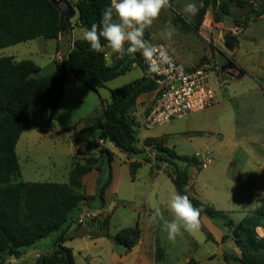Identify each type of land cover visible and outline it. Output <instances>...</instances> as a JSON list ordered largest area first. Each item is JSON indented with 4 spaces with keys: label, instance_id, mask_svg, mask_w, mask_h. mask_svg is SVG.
<instances>
[{
    "label": "trees",
    "instance_id": "trees-1",
    "mask_svg": "<svg viewBox=\"0 0 264 264\" xmlns=\"http://www.w3.org/2000/svg\"><path fill=\"white\" fill-rule=\"evenodd\" d=\"M63 0H0V50L36 39L58 40L69 33L73 25L60 9ZM216 2L217 0H212ZM244 8L256 0H231ZM263 1V0H260ZM110 6V0H78L79 22L85 29L93 23L100 25L102 13ZM204 14V10L199 16ZM115 19V16H114ZM199 21V19H198ZM192 24V23H191ZM195 24L186 26L188 29ZM102 50L93 51L84 39L74 41L71 51L61 62H55L57 73L40 76V67L32 60L16 61L12 56H0V264L10 258H22L28 249L56 232L61 236L55 246L61 250L44 254L35 264H76L72 250L62 246L64 235L74 222L84 202L102 207L107 189L113 182L115 154L100 142L111 143L130 158L139 154L135 133L136 119L132 116L138 98L156 90L142 60V51L116 57L109 65L106 59L107 41L101 38ZM128 47V46H127ZM138 64L144 77L120 87L110 89L111 102L101 101L102 116L97 122L84 125L78 139L79 150L87 157L74 158L69 173V183H32L21 180L22 172L17 156V144L21 135L33 129L44 113H49L53 123L71 81L88 87L100 96L99 88L124 75L130 65ZM161 140L147 138L146 146H156ZM159 160L175 167L173 179L179 194L187 195L193 205L201 209L200 220L208 217L221 228H227L240 252L242 264H264V198L262 205L239 222L224 212L203 203L189 194L188 167L199 165L197 158L179 156L173 150L156 146ZM95 150V152H94ZM161 151V152H160ZM181 164L186 166L180 167ZM139 164L131 165L135 174ZM98 172L97 191L94 196L85 193L83 178ZM185 188L187 191L185 192ZM107 228L109 222L106 223ZM106 236L117 246L131 251L141 239V229L133 228ZM157 260L161 258L156 252ZM186 264H199L190 257Z\"/></svg>",
    "mask_w": 264,
    "mask_h": 264
},
{
    "label": "rangeland",
    "instance_id": "rangeland-1",
    "mask_svg": "<svg viewBox=\"0 0 264 264\" xmlns=\"http://www.w3.org/2000/svg\"><path fill=\"white\" fill-rule=\"evenodd\" d=\"M77 3L78 0H63L60 3L61 11L70 18L73 28L69 33L62 36L58 44L56 40L39 38L29 43H21L1 49L0 55H12L14 51L20 50L21 54L17 57L19 61L28 59L35 62L40 67V76L56 74L55 62L63 60V57L73 48L74 41L83 39L85 28L79 22ZM187 3H195L199 9L198 13L191 18V22L187 21L182 13ZM202 10H204V14L199 16ZM207 15L213 23V28L210 31L201 28ZM262 15L263 17L259 18ZM191 23L195 25L188 29L186 26L192 25ZM166 26L175 28V34L170 40L160 36V32ZM227 36L234 39L233 47L228 45ZM144 39L150 43H165L177 61L187 69L210 63L218 68L216 76L219 79L241 76L245 71L248 74H255L263 69L264 72V61H262L264 60V2L256 0L249 2L244 8H240L231 0H217L216 2L212 0H171V6L162 10L159 18L145 30ZM127 46L126 44L125 48ZM143 77L144 73L141 67L134 63L130 65L124 75L106 83L105 87L99 88L100 96L73 79L68 88L67 99L60 108L58 118L50 123L48 114L41 115L37 125L39 130L34 133L35 137L41 136L47 124H54L55 128H51L48 137L50 138V145L46 144L47 147L41 149L42 142L37 145L38 147H29L25 139L22 138L19 141L16 152L23 174L21 180L34 183L58 181L56 177L60 175V172L59 169L55 170L53 166H62L70 162L69 148L73 146L74 139L77 138L85 124L90 125L100 119L101 101H110V89ZM232 104L235 114L237 112L236 105L241 106L237 118L239 117L242 123L246 121L249 110H244L249 105L248 98H237ZM259 108L260 113L258 114L264 116V99ZM188 119L189 117L176 119L156 129H144L143 131L146 135H166L169 138L168 145L170 147H177V151L189 155L196 151V147L195 145L192 146L185 136ZM139 124L140 122H135L137 148L140 153L132 155L130 158L134 159L137 156L142 158V161L151 162L152 155L158 158L156 146L164 147V142L159 141L156 146L144 145V141L141 142V138L138 136L137 126ZM63 129L66 131H62ZM76 147L75 158L81 160L78 143H76ZM85 154L88 156L86 152ZM34 157L38 163L34 162ZM126 157L124 153L116 151L114 161L117 173L116 185L114 191L110 193V201L105 208L106 211L111 208L109 226L111 235L116 234L121 229L135 227L136 223L139 222L138 216L144 220L148 210L153 213L155 209H161L160 204L164 201V199L157 197L156 193L151 194L149 190V186L154 183L155 168L150 163H144L134 174ZM160 176L162 181L158 185H164L167 187L166 189L175 190L168 175ZM165 195L167 196L166 200L171 199L168 190ZM86 205L90 206L89 201L86 202ZM95 208L98 209L99 207L96 205ZM106 217L104 216L102 219L106 220ZM164 217L166 216L163 214ZM154 225L156 227L155 236L159 240L165 241L167 247V256L164 262L157 261L155 264H186V259L190 256L194 257L199 264H242L239 260L240 252L231 248L227 242L228 238L231 237L227 228H225L227 237L224 238V241L216 244L213 241H208L201 229L194 233L182 230L181 235L183 237L178 235L173 242L168 239L167 232L164 233L162 220H158ZM160 227H163L162 233L159 230ZM93 228L96 229L97 226ZM257 232H259V228ZM60 234V232H56L52 236L42 239L34 246L36 248L28 249L22 258H10L5 264H35L40 255H51L55 249L60 247L55 246ZM191 235L195 239H191ZM81 242H83L82 239H78L74 244L81 248ZM111 245L117 250L123 249L113 242ZM75 252V258L79 264L90 263L91 256L86 250L75 249ZM103 256L110 258L111 252L108 248H104ZM117 260L118 257L113 256L109 264H122L117 263ZM96 263L101 264L102 261L93 264Z\"/></svg>",
    "mask_w": 264,
    "mask_h": 264
},
{
    "label": "crops",
    "instance_id": "crops-1",
    "mask_svg": "<svg viewBox=\"0 0 264 264\" xmlns=\"http://www.w3.org/2000/svg\"><path fill=\"white\" fill-rule=\"evenodd\" d=\"M261 17H263V15L259 18ZM61 39L62 36L56 40L57 44ZM238 45L235 47V50ZM20 54V50H17L14 51L12 55L8 56L14 57L18 62L24 61H19L17 58ZM117 56L118 54L113 53L111 49H109L106 55L108 64H114ZM109 59H111V61H109ZM215 86V103L211 107L189 116L185 136L188 139L187 141H189L192 146L195 145L196 147V151L192 154L187 155L183 152L181 153L177 151V147H170L168 145L169 138L166 135H146L143 131L144 129L140 127L137 128V131L139 133L138 136L141 138V142L145 141L147 138L158 139L164 142L165 148L173 150L179 156L197 158L199 165L188 167L190 177V196L199 199L218 211L224 212L232 218L234 223L237 224L248 212L260 207L264 198V116L258 114L260 113V103L264 99V72L263 69L255 74H248L245 71L241 76H233L230 79L220 78L219 83ZM67 93L57 111L56 118H58L60 108L67 99ZM240 97L248 98L249 104L244 110H249V116L243 123L240 121L239 117L237 118L241 106L236 105L237 112L235 114L232 104L233 101ZM154 98L155 91L142 94L138 98L132 113L136 122H141L143 120L153 104ZM110 102L111 99L110 101L105 100V103ZM46 114L49 115L48 112ZM100 116H102V109L99 114V117ZM37 125L33 129L24 132L19 141L22 138L25 139V142L29 147H38L37 145H40L42 142L41 149H44L50 141V138H48L50 130L51 128H55V126L54 124H47L46 127H44L41 136L35 137L34 133L39 130ZM62 131H66V129H63ZM79 137L80 132L77 138L74 139L73 146L69 148L70 162L62 166H53L55 170L59 169L60 175L56 177L58 178V181L45 183H69V173L75 158L77 150L76 143L78 142ZM100 145L109 148L114 152L116 157V151L119 150L116 149L113 144L109 142L105 144L100 142ZM80 151L81 154L79 155V158L83 159L87 157L85 150ZM204 152H210L214 159L213 164L206 170L201 169V163L199 161L200 154ZM34 158V162L38 163L36 157ZM126 159L130 163V167L133 163L139 164L136 171L144 163H150L155 168L154 183L149 186V190L151 194L156 193L157 197L164 199L160 204V211L162 215L164 214L166 216L164 217V220L171 221L173 216L168 208L170 200H166L167 196L165 194L167 190L170 196L174 193H178L173 181L175 177V167L169 162L159 160L158 158L156 161L151 162L142 161V158L137 156L134 159L128 158L127 156ZM185 166V164L180 163V167L184 168ZM160 175H168L175 190L166 189L167 187L164 185H158L159 182L162 181ZM97 178L98 172L96 170L84 176L83 184L85 186V193L88 196H94L96 194ZM116 178V166L115 162H113V182L106 191L105 204L98 209H91V207L84 202L79 213L75 214L72 226L65 233L62 246L71 249L74 258L76 256L75 249L86 250L89 253V256H91L89 264H93L97 261H102L101 264H109L112 261L113 256L118 257L117 263L120 262L122 264H155L157 261L164 262V259L167 256V247L165 241H161L155 236L156 227L150 222V216L152 215L151 210H148L144 220L141 216H138L139 222H137L136 225L138 224L141 229V239L131 251H127L124 247L121 250H117V248L111 245L112 240L106 236V233L110 236H114L119 231L123 230L121 229L116 234L111 235L109 227H106L107 222H109L108 226H110L111 208H108L107 211L105 208L110 201V193L114 191L113 189L116 185ZM95 206L96 205H93V207ZM97 216L98 218H96ZM104 216H107L106 220L102 219ZM200 221V229L205 233L208 241H213L214 243L219 244L220 241H224V238L227 237L228 234L225 232V229L215 224L208 217L204 216ZM95 226H97L96 229L93 228ZM163 227L159 228L161 233ZM60 236L61 234L59 237ZM180 236L183 237V235ZM78 239H82L83 241L81 242V248L74 244ZM191 239H195L194 236L191 235ZM227 242L231 248L238 251L232 237L228 238ZM104 248L110 250V258L108 256H103ZM157 251L161 258L160 260H157ZM92 257H94V259H92ZM190 257L186 259L187 262ZM75 261L76 264H79L76 258Z\"/></svg>",
    "mask_w": 264,
    "mask_h": 264
},
{
    "label": "clouds",
    "instance_id": "clouds-1",
    "mask_svg": "<svg viewBox=\"0 0 264 264\" xmlns=\"http://www.w3.org/2000/svg\"><path fill=\"white\" fill-rule=\"evenodd\" d=\"M171 6V0H110L102 13L100 25L93 23L90 29L83 31V39L90 44L93 51H101V38L107 41L108 48L122 58L125 53L133 54L137 51L145 53L151 51L153 45L144 39L147 28L159 18L161 11ZM202 6V5H201ZM195 3H187L182 10L187 21L198 13ZM115 16V19H114ZM175 28L166 26L160 36L172 39ZM128 45L125 48V45ZM187 188H185V192ZM173 219L164 220L159 208L150 216V222L156 224L158 220L164 222V230L168 239L175 241L182 230L189 233L198 231L201 227V209L195 207L187 195L174 193L168 204Z\"/></svg>",
    "mask_w": 264,
    "mask_h": 264
},
{
    "label": "built area",
    "instance_id": "built-area-1",
    "mask_svg": "<svg viewBox=\"0 0 264 264\" xmlns=\"http://www.w3.org/2000/svg\"><path fill=\"white\" fill-rule=\"evenodd\" d=\"M201 28L205 31L213 28L208 15ZM150 44L153 47L147 53L142 51V60L157 88L153 104L137 128L153 130L173 120L188 118L215 103V85L220 80L216 76L217 67L205 63L187 69L177 61L165 43ZM151 159L157 160L153 155ZM199 161L201 169L206 170L213 164L214 159L210 152H204L200 154ZM258 236L264 237L262 228H259Z\"/></svg>",
    "mask_w": 264,
    "mask_h": 264
},
{
    "label": "water",
    "instance_id": "water-1",
    "mask_svg": "<svg viewBox=\"0 0 264 264\" xmlns=\"http://www.w3.org/2000/svg\"><path fill=\"white\" fill-rule=\"evenodd\" d=\"M227 42H228V45H230V46H234V44H235V42H234V39L232 38V37H230V36H227ZM157 152H159V150H157ZM161 152V151H160ZM57 250H61V247H58V249ZM42 258L44 257V255L42 254V255H40Z\"/></svg>",
    "mask_w": 264,
    "mask_h": 264
}]
</instances>
